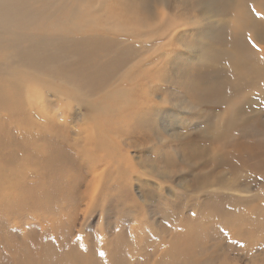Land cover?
<instances>
[{"label": "rangeland", "instance_id": "obj_1", "mask_svg": "<svg viewBox=\"0 0 264 264\" xmlns=\"http://www.w3.org/2000/svg\"><path fill=\"white\" fill-rule=\"evenodd\" d=\"M85 10L73 13L68 23L76 27L69 36L53 26L54 21L52 25L46 21V42L92 31L81 20ZM172 19L165 20L173 23ZM162 34L167 38L160 29L158 35ZM155 35L152 32L143 41H156ZM103 43L99 48L104 52ZM120 66L130 74L131 83L118 77L111 83L103 81L107 86L92 100L104 107L103 128L120 130L118 137L105 138L96 127V136H102V145L109 149L105 157L91 156L92 150L89 157L77 155L72 136L66 139L63 129L47 140L43 132L47 126L62 125L60 115L76 106L63 111L64 104L46 102L47 113L39 116L32 111L27 123L17 124V119L16 125L13 114L0 113V264H264V180H231L227 166L211 160L204 134L212 130L217 111L188 110L179 102H165L157 112L147 100L170 94L167 84L160 86L139 59L130 63L127 58ZM2 77L0 73V82ZM130 88L135 106L129 105L128 94L121 93ZM4 118L9 122L3 124ZM80 124L69 127L75 130ZM22 131L31 132L33 139L25 133L20 138ZM24 146L31 155L24 153ZM48 146L52 152L62 148L67 156L53 153L47 160ZM11 152L14 158L8 163ZM238 191H249L245 196L250 199L234 203L230 199ZM255 211V219L243 221L248 224L235 220L239 213L253 217Z\"/></svg>", "mask_w": 264, "mask_h": 264}, {"label": "bare ground", "instance_id": "obj_2", "mask_svg": "<svg viewBox=\"0 0 264 264\" xmlns=\"http://www.w3.org/2000/svg\"><path fill=\"white\" fill-rule=\"evenodd\" d=\"M82 7L86 10L81 20L92 31L81 30L80 36L75 34L77 38L67 39L66 35L76 27L68 22ZM167 17H173V23L167 22ZM46 21L50 25L54 21L53 26L60 28L66 39L46 42ZM160 29L168 34L167 38L158 35ZM152 32L156 41L144 42ZM102 41L104 52L99 48ZM0 51V113L13 114L14 125L17 119V124L27 123L26 117L32 111L39 116L47 113L46 102L61 107L64 104L63 111L76 106L71 113L60 115L62 125L47 126L43 131L47 140L50 142L63 129L66 137L72 136L71 147L77 155L107 156L105 151L109 149L104 148L102 136L97 137L95 129L98 127L105 138L118 137L120 130L103 128L100 117L104 107L94 105L92 100L107 86L102 85L103 81L111 83L118 77L131 83L128 71L118 66L127 58L130 63L135 58L144 61L156 82L160 86L167 84L170 91L164 97L149 98L148 104L154 105L157 112L165 102H179L188 110L217 111L212 130L204 134L211 160L224 163L231 180H264V0H0ZM153 85L149 82L148 88ZM124 92L121 93L128 94L129 105L135 106L133 88ZM251 104L252 112L244 117ZM94 107L97 111H92ZM2 121L9 122L7 118ZM78 122L82 124L75 130L69 127ZM55 128L57 133L48 135ZM15 130L21 132L18 127ZM40 131L38 127L36 135ZM28 132L19 137L25 133L33 139ZM82 147L84 151L80 152ZM47 148V160L53 153L67 156L62 148L54 152ZM24 149L25 154H30L25 146ZM89 150L92 153L88 156ZM10 158H14L13 152L7 162ZM155 171L160 173L159 168ZM225 187L230 190L231 184ZM247 193L235 192L230 200L246 201L250 199ZM253 215L239 213L235 220L248 224L243 221L255 219L257 212ZM261 229L264 231V226Z\"/></svg>", "mask_w": 264, "mask_h": 264}]
</instances>
